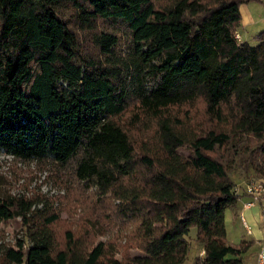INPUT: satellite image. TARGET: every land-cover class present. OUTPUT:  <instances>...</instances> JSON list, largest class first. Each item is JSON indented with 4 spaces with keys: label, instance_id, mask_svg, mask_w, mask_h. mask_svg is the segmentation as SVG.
Listing matches in <instances>:
<instances>
[{
    "label": "trees",
    "instance_id": "trees-1",
    "mask_svg": "<svg viewBox=\"0 0 264 264\" xmlns=\"http://www.w3.org/2000/svg\"><path fill=\"white\" fill-rule=\"evenodd\" d=\"M257 1L0 0V154L73 168L89 207L40 222L0 196L26 228L0 264H186L193 229L195 264H244L225 212L241 146L264 182V31L236 39Z\"/></svg>",
    "mask_w": 264,
    "mask_h": 264
},
{
    "label": "rangeland",
    "instance_id": "rangeland-1",
    "mask_svg": "<svg viewBox=\"0 0 264 264\" xmlns=\"http://www.w3.org/2000/svg\"><path fill=\"white\" fill-rule=\"evenodd\" d=\"M244 9L254 20V24H248L247 28L238 29L245 41L256 45L255 36L264 31V0L252 2L248 6H243ZM242 41L244 39L241 37ZM201 113L200 110H194L191 114L182 110L177 113L178 117L188 122V118H192ZM133 113L128 111L124 118L127 122L137 124L139 121L132 120ZM244 147L252 150L257 147V143L251 138L244 139ZM241 150L235 157V165L231 176L240 186L241 191L246 183L251 179L263 180L256 175L252 162L248 157V153ZM82 187L74 175L73 168L69 166H61L54 162H37L24 161L13 156L0 154V196H12L17 199H27L32 201L33 207L31 211V219L43 222L45 219L51 217L53 214L60 216L62 221L67 223H78L84 219V212L89 209L87 201L84 200ZM80 203H85L81 206ZM245 204V202H243ZM244 206V205H243ZM240 207L242 208L241 200L235 206L230 207L225 212V223L227 229V242L232 246H240L243 241L247 239L256 238L255 232L261 231L263 238L259 239L264 247V216L263 207L257 205L253 210L243 217L247 221V227L243 224L240 214ZM253 213H256L255 215ZM255 219L257 226L254 227ZM250 230L253 234H248ZM26 228L22 225V219L18 218L16 221L10 223H0V246L16 248L18 239H24ZM98 241H108L114 239V232L106 231L104 228L97 227ZM190 239V258L186 264H195V258L201 256L203 253L202 246L196 240V229L192 230ZM254 246V244H253ZM250 247L245 254V258H251L257 253L264 250L258 243L253 248ZM257 254V256H258ZM118 258H121L118 256Z\"/></svg>",
    "mask_w": 264,
    "mask_h": 264
},
{
    "label": "built area",
    "instance_id": "built-area-1",
    "mask_svg": "<svg viewBox=\"0 0 264 264\" xmlns=\"http://www.w3.org/2000/svg\"><path fill=\"white\" fill-rule=\"evenodd\" d=\"M236 39L241 41V35L239 33L236 34ZM236 193L240 194L242 191L240 186H236L235 188ZM245 192L248 194V201L244 205V209H251L255 206L259 205L260 203L264 204V182L262 180L251 179L245 185ZM242 221L247 227V223L242 215ZM249 233H251L249 231ZM256 264H264V250H262L257 257Z\"/></svg>",
    "mask_w": 264,
    "mask_h": 264
},
{
    "label": "crops",
    "instance_id": "crops-1",
    "mask_svg": "<svg viewBox=\"0 0 264 264\" xmlns=\"http://www.w3.org/2000/svg\"><path fill=\"white\" fill-rule=\"evenodd\" d=\"M246 6H248V5H246ZM243 7V6H242ZM242 7H240V13H241V15H242V27L241 28H247V26H248V24H254V20L252 19V17L248 14V9H247V12L244 10V9H242ZM263 25H264V21H263ZM241 35V34H240ZM241 37L244 39V41H245V38L241 35ZM249 199L248 198H243L242 200H241V202H242V208L240 207V214H241V219H242V215L244 214V212H245V214L246 215H249L250 213L249 212H251L253 209L251 208V209H247V210H245L244 209V206L243 205H245V204H243V202H247ZM264 205V204H263ZM255 207H257V206H255ZM254 207V208H255ZM264 208V207H263ZM244 214V215H245ZM254 215L256 214V213H253ZM244 219H245V217H244ZM245 221H246V219H245ZM252 222H254V227L255 226H257V224H256V221H255V219H252ZM246 223H247V221H246ZM244 224V223H243ZM249 231L250 230H248V234H253L251 231V233H249ZM255 234H257L256 236V238H253V239H247L248 241H252L253 243H254V246H253V248L256 246V244L258 243L259 245H261L262 246V248H264L263 247V244H261L262 242H260L261 240H259V239H261V238H263V234H262V232L261 231H256L255 232ZM260 253V252H259ZM258 254V253H257ZM257 254L255 255V256H253V257H251V258H248V259H246L245 258V256H244V264H256V261H257Z\"/></svg>",
    "mask_w": 264,
    "mask_h": 264
}]
</instances>
